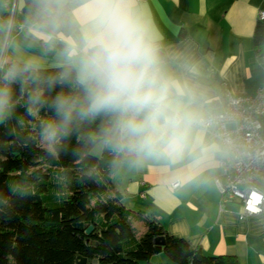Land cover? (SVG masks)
Wrapping results in <instances>:
<instances>
[{
	"label": "clouds",
	"instance_id": "1",
	"mask_svg": "<svg viewBox=\"0 0 264 264\" xmlns=\"http://www.w3.org/2000/svg\"><path fill=\"white\" fill-rule=\"evenodd\" d=\"M10 3L0 0L7 134L32 117L27 140L54 159L74 138L88 176L158 166L193 180L237 157L228 111L199 64L161 42L139 0H27L22 21Z\"/></svg>",
	"mask_w": 264,
	"mask_h": 264
},
{
	"label": "trees",
	"instance_id": "2",
	"mask_svg": "<svg viewBox=\"0 0 264 264\" xmlns=\"http://www.w3.org/2000/svg\"><path fill=\"white\" fill-rule=\"evenodd\" d=\"M253 42L264 59V20L257 22ZM17 114L23 116L24 109ZM32 120L25 116L19 136L0 125V264H78L79 256L87 264H239L235 255H209L169 234L157 217L127 208L114 185L115 172L102 168L88 176L80 170L71 152L74 138L59 159L49 156L27 140ZM134 222L146 228L140 235ZM160 236L170 262L151 261Z\"/></svg>",
	"mask_w": 264,
	"mask_h": 264
},
{
	"label": "crops",
	"instance_id": "3",
	"mask_svg": "<svg viewBox=\"0 0 264 264\" xmlns=\"http://www.w3.org/2000/svg\"><path fill=\"white\" fill-rule=\"evenodd\" d=\"M22 21L24 0H11ZM161 42L194 59L218 102L225 90L253 94L264 82V59L253 36L264 0H146L139 2ZM7 14V13H6ZM178 179L158 166L124 168L112 176L127 208L157 217L169 234L184 238L209 255H235L239 264H264V212L240 219L238 201L221 203L215 177ZM176 180L180 185L172 189Z\"/></svg>",
	"mask_w": 264,
	"mask_h": 264
},
{
	"label": "built area",
	"instance_id": "4",
	"mask_svg": "<svg viewBox=\"0 0 264 264\" xmlns=\"http://www.w3.org/2000/svg\"><path fill=\"white\" fill-rule=\"evenodd\" d=\"M258 18L264 20V9L259 11ZM224 108L241 150L231 163L220 165L222 175L215 177V183L222 205L238 201V215L244 219L264 212V82L248 95H236L226 88ZM179 185L176 180L170 187L175 189Z\"/></svg>",
	"mask_w": 264,
	"mask_h": 264
},
{
	"label": "rangeland",
	"instance_id": "5",
	"mask_svg": "<svg viewBox=\"0 0 264 264\" xmlns=\"http://www.w3.org/2000/svg\"><path fill=\"white\" fill-rule=\"evenodd\" d=\"M134 229L136 231L137 235H140L142 232L145 231V226L143 223L141 222H134ZM151 261H153L154 263H161V262H170L169 257L167 256V254L162 251L159 253H155L151 259Z\"/></svg>",
	"mask_w": 264,
	"mask_h": 264
},
{
	"label": "water",
	"instance_id": "6",
	"mask_svg": "<svg viewBox=\"0 0 264 264\" xmlns=\"http://www.w3.org/2000/svg\"><path fill=\"white\" fill-rule=\"evenodd\" d=\"M93 230V226L90 225L87 229H86V233L90 234L91 231ZM165 246V238L163 236L157 237L154 239V251L155 253H159L163 251V248ZM94 263L97 262V260L93 261ZM78 264H87V258L79 256L78 259Z\"/></svg>",
	"mask_w": 264,
	"mask_h": 264
}]
</instances>
